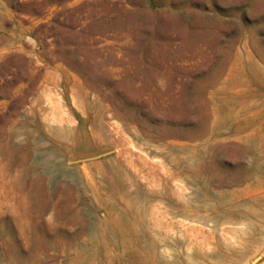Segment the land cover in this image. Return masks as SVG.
<instances>
[{"label":"rangeland","instance_id":"obj_1","mask_svg":"<svg viewBox=\"0 0 264 264\" xmlns=\"http://www.w3.org/2000/svg\"><path fill=\"white\" fill-rule=\"evenodd\" d=\"M263 162L264 0H0V264H216L202 230L264 264L220 217ZM161 166L198 230L152 221Z\"/></svg>","mask_w":264,"mask_h":264},{"label":"bare ground","instance_id":"obj_2","mask_svg":"<svg viewBox=\"0 0 264 264\" xmlns=\"http://www.w3.org/2000/svg\"><path fill=\"white\" fill-rule=\"evenodd\" d=\"M51 158H52V156H51ZM262 166H263V172H264V162H263ZM132 167H134V166H132ZM256 167L258 168V165ZM160 170H161V173L159 174V176H160V181L159 182H160L161 188H159V189L160 190L163 189V191H160V192L156 193V195H154V196H156L157 200L159 199L158 196H163V197H165L167 199L166 200L167 202L164 200V204H165L164 208L155 207V210L152 211V213H153L152 221H154L155 224H159V226L162 227V228H172V230H173L174 227L181 226L186 231H188V229L189 230H196L197 229L196 227H186L182 222H179V221L178 222H173V221H175V219L177 220L178 219L177 217H179V216L186 217L185 221H187V220H190L192 217L199 216L200 214H198L197 212H196L197 214L195 213L196 209L194 210L191 207L190 202H187V201L186 202H181L180 201V197H177V199H175L174 197H172L170 195L171 192L169 190H171V186H172V184L174 182L173 179L175 178V176H174V174L171 171L167 170L165 168V166H161ZM143 173H145V172H143ZM148 174H150V173H148ZM140 177H142V176H140ZM146 177H148V176H146ZM133 178H134V175H133ZM136 178H139V177H136ZM133 181H134V179H133ZM146 181H148V180L146 179ZM256 183H257V185L254 184L255 185V190L254 191L251 190L252 193H250V194L248 193L247 194V195L252 197L251 198L252 199L251 203L245 205V207H242V208H238V209L237 208H233L232 210L224 213L223 215L220 214V217L226 216V215H230L231 213H235V212H236V214H240V215L243 214V217H244V215L252 217L254 219L255 223L253 222V225L250 226V228L248 227L247 229H249L250 236H252V238L254 237V239L258 238L256 241H259V240H264V182L263 183L262 182H256ZM138 185H139V183H138ZM179 190H182V188H180ZM132 191H131V193H132ZM115 195H116V193H115ZM172 195H174V194L172 193ZM98 196H100V195H98ZM101 196H103V195L101 194ZM179 196H180V194H179ZM107 198H108V196H107ZM236 198L238 199L239 197H236ZM239 200L240 199H238V201ZM97 201H98V199H97ZM160 201L161 200L159 199V202ZM234 203H235V201H234ZM125 214L126 215H123L124 219H123V216H122V217L116 219L113 222L114 226L115 227H123L124 230H127V229L128 230H136L137 226L139 224H141L140 223V221H141L140 212H138V211L137 212L127 211ZM216 214H219V213H216ZM210 215H212V214H210ZM212 216H214V215H212ZM225 218H227V217H225ZM211 219H213V218H211ZM217 220L221 221V219H218V217H217ZM247 220H246V223L249 221V220L248 221ZM191 221H193V220H191ZM196 223L206 224L203 219L196 220ZM247 226H248V224H247ZM208 231H210V230H208ZM228 231H226V232H228ZM224 232L225 231H222V233H224ZM202 233L205 236L204 239H203V244H206V245L213 244V246L215 248H217V253L215 254V257L217 258L216 264H252L249 260L252 258V255H253L254 252H253V249L250 248V246L245 245L243 248L239 247V248H242V249H236L235 247H232L231 245H228L229 241H228L227 238H225L224 234H222V238L220 237L221 239H219V238L215 237V235L212 232L208 233L207 231H203L202 230ZM238 246H236V247H238ZM162 264H189V263L188 262L187 263H183L181 261V259L179 260V257L174 254L172 262L164 261V262H162Z\"/></svg>","mask_w":264,"mask_h":264}]
</instances>
